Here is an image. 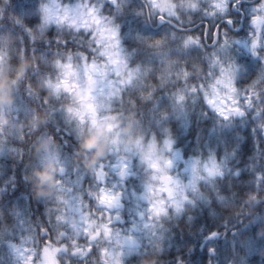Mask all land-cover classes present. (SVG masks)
<instances>
[{"label":"snow or ice","instance_id":"obj_1","mask_svg":"<svg viewBox=\"0 0 264 264\" xmlns=\"http://www.w3.org/2000/svg\"><path fill=\"white\" fill-rule=\"evenodd\" d=\"M194 18L200 23L185 28V20ZM217 18L221 23L210 27ZM160 25L171 29L149 31ZM205 40L218 45L208 59L219 74L207 83L190 82L181 61L204 48ZM41 42L50 55L37 52ZM236 52L256 60L257 71L242 76L244 65ZM220 53L228 57L226 64ZM29 54L32 63L14 67L17 56ZM2 64L16 80L7 90L8 99L0 98V116L8 114L0 119V159L11 161L13 169L17 162L23 164V180L32 197L44 204V215L34 220L19 204L8 206L6 213L0 208V264H134L133 257L149 248L160 255L171 249V225L179 227L182 217L190 223L194 209L208 207L214 216V202L233 209L239 201L253 217L249 223L255 221L249 210L264 201V164L259 159V140L264 138V0H207L206 5L201 0H0ZM4 93L0 84V97ZM160 95L167 97L166 105ZM199 101L211 110L209 132L221 143L224 129L237 122L251 125L258 149L257 159L245 165L251 176L232 166L242 138L238 132L220 156L207 141L206 155L198 152L187 159L175 147L176 137L166 122L171 117L187 129ZM138 103L150 105L162 136L145 135L130 113L121 130L126 139L120 131L109 137L120 123L113 109ZM39 107L45 111L43 121L35 115ZM57 114L65 133L80 136L89 128V150L105 142L87 169L72 165L69 154L46 135L49 122L61 131ZM208 115L200 109L197 121ZM36 133L43 146L33 152ZM132 156L138 157L144 173L139 191L129 188L130 178L137 175ZM34 160H52L58 172L54 176L45 169L33 176L26 169ZM178 163L183 175L175 171ZM225 178L228 188L222 190ZM15 181V174L8 176L0 201L9 187L16 189ZM220 223L224 228L209 229L203 236L201 247L209 257L221 239L236 252L232 237L237 229L229 234L227 214ZM241 224L247 227L243 220ZM258 238L256 245L247 232L239 237L241 245L264 258V236ZM191 251L190 244L178 247L175 264H186L184 257ZM239 264H248L246 255L239 256Z\"/></svg>","mask_w":264,"mask_h":264},{"label":"clouds","instance_id":"obj_2","mask_svg":"<svg viewBox=\"0 0 264 264\" xmlns=\"http://www.w3.org/2000/svg\"><path fill=\"white\" fill-rule=\"evenodd\" d=\"M201 3L206 5L207 0H201ZM200 23L199 19L194 18L191 22L185 20L184 27L189 28L193 25H198ZM211 23H221L219 18H217L215 21L210 22ZM171 29V26H164L160 25L155 29H149V31H155L158 33L163 34L164 32ZM243 32V29H241V34ZM193 35L197 34V31L195 28H193L192 33ZM50 35H54V32ZM130 45L132 44L131 41H129ZM47 45H44L42 42L40 43V46L37 48V52L41 53L43 52L45 55H50V53L45 52V49L47 48ZM218 45L216 48L212 46L211 40H205L204 41V48L202 49H195L192 51L190 57L187 59V62L185 63L183 60L181 61V67H186L187 70L190 72V82L200 83L204 82L207 83L210 79H213L216 75L219 74V68L218 66H209V59L208 57L211 56V54L214 51H217ZM207 53V55H205ZM221 58L223 62L226 64L228 57L220 53ZM235 55L238 57V59L243 63L244 67L242 69V76H251L253 73H255L258 69V62L254 59L249 58L246 54H243L241 52H236ZM33 59L31 57V54L24 56L19 55L16 58L14 67H18L21 64L26 63H32ZM209 72H211V76L209 75ZM32 79L35 80V76H32ZM16 80V76L14 73H10L8 69L7 64L0 65V84H3L5 88V93L3 97H0L2 99L7 100L8 99V93L7 90L11 88L12 82ZM241 87L244 84V80L241 79L240 81ZM163 90H158V92H161ZM27 100V97L24 98ZM159 101L161 105H166L167 103V97L160 95ZM205 109L209 112V115L207 117H202L199 120V129L201 133L202 139L206 140L209 143L216 142V133L209 132L208 125L211 121H213V114L211 113L210 109H207V106L202 103V101H199L196 105V111L192 113V121H197V112L200 109ZM114 114L116 115L117 119L119 120V128L115 129L113 133H109V137H111L115 131L121 132V139H126L125 134L121 131L122 129L127 127V120L126 117L133 113L136 117V119L139 121V130L143 131L145 135H151L156 134L158 137L162 136L161 132V126L157 125L155 123V117L151 114L150 111V105H140L139 103L135 108H133L131 105L125 104L124 107H115L113 109ZM36 118L40 121H43L45 116V111L43 107H39V110L36 112ZM0 119H8V114L5 113L3 116H0ZM57 122L60 123L61 131L57 132L55 130V125L51 122L47 124V131L46 135L50 136L52 138L53 145L56 147H60L63 149V151L67 152L69 156L71 157L70 163L72 165H78L79 167L83 169H87L88 166L92 163V161L96 160L98 155L104 151L106 144L104 141H101V143L89 150L85 147V144L88 140V138L91 136V131L87 126H85L82 134L80 136H76L74 134H68L65 133L63 128L64 124L63 121L60 120L59 114H57ZM172 129L175 137H176V145L175 147L180 149L184 155L188 154L191 149V144H185L184 141L187 139V137L191 134V130H189V127L186 129L180 121L172 119L171 117L166 122ZM44 129L42 128L41 131ZM94 131V130H92ZM36 135H39V133H36L33 137V145L32 150L35 152L37 148H41L43 145L36 141ZM67 140L68 144L65 145L64 141ZM107 146H111L110 140L107 144ZM27 149V145L25 146ZM123 147V145H121ZM133 160V167L136 169L137 175L134 178H130L129 181V188H136L139 191L140 185H139V178L144 175L142 166L139 164L138 157L132 156ZM63 162V161H62ZM0 163L7 165L9 163L8 160L0 159ZM183 166H181L180 163L177 164V169L175 171L180 172L181 175L183 173L180 171ZM49 170L54 176L58 172L59 165L56 164L52 160L44 161L43 163H40L39 161L34 160L32 166H30L29 169H26V171H30L33 176H35L37 171H43V170ZM38 179V177H37ZM47 190V189H46ZM11 201L7 197H5L2 201H0V208H3L4 211H7L8 206L10 205ZM131 203V201H129ZM237 207L233 209H226L222 208L220 205L215 204L214 207L215 211L218 213V220H223L225 218V214H227V220H228V229L229 234L231 232V229L235 228L237 229V237H232V239H236V252L234 253L231 250L230 244L228 240H225L223 243L218 242L216 245V254L214 256L209 257L206 252L198 253L191 257L190 264H208V259L210 258L212 261V264H239V256L241 254L246 255L248 259V264H264V258L262 256L257 255L255 251L252 248H245L240 243L239 237L247 232L249 234V238L252 239L256 245L260 244V239L258 237L264 236V201H261L260 205H257L255 209H250L249 211H252L255 213L256 219L254 222L249 223V221L253 220V217L251 215H248L243 208L239 207L240 202L236 201ZM245 208H247V205H245ZM239 213L237 215L236 213ZM241 220H243L247 227L242 226ZM218 226H220L218 224ZM224 228V225L221 227V229ZM182 251V249H181ZM176 253V248L173 246L171 249H166L165 253L160 255L154 253L150 248L148 251L144 252L139 257H133L134 264H175L174 261V255ZM186 261L189 260V257H184Z\"/></svg>","mask_w":264,"mask_h":264},{"label":"trees","instance_id":"obj_3","mask_svg":"<svg viewBox=\"0 0 264 264\" xmlns=\"http://www.w3.org/2000/svg\"><path fill=\"white\" fill-rule=\"evenodd\" d=\"M214 121H211L208 125L210 129ZM199 121H193L189 130L192 128L191 134L184 141L185 144H191V151L184 155L185 159L189 156L197 155L198 152H203L205 155L207 153V148L205 147V141L201 137L199 129ZM240 133L241 139L239 141V148L237 150V158L232 161V166L241 168L244 170L245 174L251 176V173L247 172L245 165L254 162L258 156L257 141L251 133V125L245 124L241 125L239 122L236 123L235 127L232 129H224V143H221L220 140H216L214 143H209L208 146L215 148L217 155L220 156L223 154V149L225 144L230 145L236 133ZM260 152L259 159L262 164H264V138H260ZM183 153V152H182ZM181 166L182 163H180ZM15 174L16 176V189H11L4 194V197L10 199L12 204H19L24 207L35 220L37 217L43 219L44 215V204L40 201L35 200L32 197L31 188L23 180L24 167L22 163L17 162L15 169L12 167V162L9 161L7 165L0 163V187H4V182L8 179V176ZM228 188V178H225L221 182V189L226 190ZM9 205V206H10ZM212 209L208 207H198L192 211L193 220L189 223L187 222V217H182L179 222V227L176 224L171 225L172 233V247L174 246L177 250L178 247H181L185 244H190L192 246V251L187 253L186 256L189 257V260L186 261V264H190L191 257L202 252H206L204 247H201L203 236L209 229L216 228L217 230L221 229L223 226L220 223L221 220H218V213L212 215ZM6 213V211H5ZM10 217L8 222H10ZM218 224L220 226H218ZM225 240L221 239L219 242L223 243Z\"/></svg>","mask_w":264,"mask_h":264}]
</instances>
